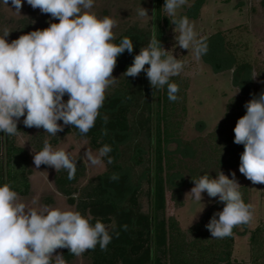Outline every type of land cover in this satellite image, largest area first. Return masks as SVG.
Here are the masks:
<instances>
[{"label": "clouds", "instance_id": "9594fccd", "mask_svg": "<svg viewBox=\"0 0 264 264\" xmlns=\"http://www.w3.org/2000/svg\"><path fill=\"white\" fill-rule=\"evenodd\" d=\"M9 3L20 13L24 0H0V5L9 7ZM26 3L59 22L20 35L10 43L6 40L10 31L3 29L0 134L16 135L22 117L24 126L42 128L52 136H57L67 125L87 134L95 125L106 89L116 83L112 73L117 57L126 50L132 54L133 41L123 37L119 43L114 42L115 21L109 16L98 18L90 11L95 0H26ZM186 3L187 0H164L162 8L167 17H172L177 46L191 49L199 59L207 53L206 43L198 38L186 16L177 17L178 9ZM137 16L143 19L149 15L140 6ZM167 53L160 40L152 38L123 74L136 77L143 72L152 88L159 90L166 86L167 98L174 102L178 99L179 86L170 79L183 71L184 64ZM256 76L253 71L250 79ZM244 107L246 113L233 129L234 143L244 147L239 172L254 185L264 184V91L253 95ZM104 134L107 135L106 129ZM111 151L105 144L95 154L88 149L84 158L89 166L102 167L105 158L107 164L113 162ZM33 163L36 168L46 165L56 172L63 169L69 180L75 178L76 160L64 149L54 150L47 141L42 150L34 153ZM231 177L221 171L215 178L204 173L191 178L194 187L186 194L202 203V194L206 193L223 203L222 211L215 212L205 225L216 239L232 236L234 227L249 224L253 217L252 206L244 202L235 172H231ZM110 179L118 180L119 176L113 173ZM37 204L38 197L27 204L9 184H0V264H52L53 257L56 264H64L62 255L53 256L57 249L66 248L77 257L97 245L101 251L107 250L115 223L106 225L96 220L93 224L91 217L79 211L37 207Z\"/></svg>", "mask_w": 264, "mask_h": 264}, {"label": "trees", "instance_id": "16d2710c", "mask_svg": "<svg viewBox=\"0 0 264 264\" xmlns=\"http://www.w3.org/2000/svg\"><path fill=\"white\" fill-rule=\"evenodd\" d=\"M262 4L264 6V0ZM163 5L164 0H156V39L161 45L166 28L170 26ZM28 21H21L25 30L31 25ZM123 37L130 38L134 44L132 54L126 50L117 57L116 65L125 72L133 63L134 56L146 47L149 37L141 31L130 30L117 38L115 43ZM224 39L221 38L220 44L226 48ZM228 50L237 71L252 69L249 61L239 62L236 53L230 48ZM170 82L179 86L178 99L174 102L168 100L166 86L159 90L152 88L143 72L136 77H125L114 92L105 97L95 125L87 134H81L71 125L63 128L62 135L75 133L89 139L95 149L105 144L112 148L109 156L113 162L108 164L109 169L81 188L78 183L87 169L81 158L75 159L74 179L69 180L63 169L55 175L59 191L76 204V211L91 217L93 224L96 220L106 225L115 223L113 239L106 251H101L99 245L86 251L91 264H264V225L258 226L251 234L249 262L233 259L235 237L242 232L241 227L248 224L234 227L230 237L216 239L211 236L205 225L215 212L222 211L224 205L218 200L188 231L181 228L175 217H167L168 194L177 201L183 194V186L194 185L191 178H199L204 173H210L215 178L221 170L239 166L244 147L234 143L233 129L237 120L246 113H235V103L228 105L223 121L209 135L208 143L200 138L186 140L182 130L187 115L188 82L180 76L172 77ZM154 92L157 94L155 105L144 101ZM258 92H243L246 102ZM138 108L142 109L141 116H137ZM145 111L149 113L144 114ZM17 128L21 130L18 125ZM105 129L107 135L104 134ZM145 133L149 142L147 149L141 144ZM1 135L5 137V134ZM7 138L6 161L3 158L0 160V184L7 183L20 195H27L31 189L29 153L25 147L15 144L11 136L7 135ZM59 140V137H54L47 142L52 146ZM44 142L37 145L38 151L42 150ZM147 154L149 157H146ZM186 159H196L201 163L190 165ZM146 162L147 167L139 173L137 167ZM113 173L118 174V180L110 179ZM145 183H148L150 202L148 213L140 207ZM240 191L244 202L250 204L249 188L241 185ZM63 256L66 260L74 257L66 248L63 249Z\"/></svg>", "mask_w": 264, "mask_h": 264}, {"label": "rangeland", "instance_id": "374dc122", "mask_svg": "<svg viewBox=\"0 0 264 264\" xmlns=\"http://www.w3.org/2000/svg\"><path fill=\"white\" fill-rule=\"evenodd\" d=\"M197 4H199L198 9H196ZM140 6L147 10L148 17L142 19L137 16V9ZM9 7L0 5V35H3V29L7 28L10 34L6 40L9 43L20 35L27 34L30 29L43 30L49 27L50 23L59 22L58 19H52L50 14L41 13L38 8L33 9L26 0L22 4L20 13L15 12L10 3ZM155 8L156 0H95L94 7L90 11L94 12L98 18L109 16L115 21L114 42L130 30L148 34L150 42L152 38H156ZM185 14L194 25L198 38L206 43L207 53L197 59L191 49L188 51L177 46L172 17H169L170 26L166 28L162 47L168 51V55L173 54L184 64L183 71L178 75L188 82L187 115L182 130L183 138L186 140L200 138L208 143L209 135L223 121L228 105L235 103V113L246 112L244 105L247 99L243 92L264 91V6L262 0H187V3L178 9L177 17L185 16ZM24 19L31 23L28 30L23 29L21 21ZM222 37H225L226 48L220 44ZM149 42L145 45L146 47ZM228 48L236 53L239 62L249 61L252 69L245 72L237 71L236 65L231 62ZM145 66L148 67V65ZM253 71L257 76L255 79H250ZM123 73L124 71L117 65L114 67L112 76L116 78V83L106 89L105 97L114 92L115 87L126 77ZM63 99L66 101L68 96L65 95ZM144 101L155 105L156 92L146 97ZM141 110L138 108L137 116H141ZM145 113L149 112L145 111ZM22 120L23 117L17 124L21 130L19 129L17 134L11 137L15 144L25 147L29 153L31 189L27 195L19 193L18 195L27 204H31L32 199L38 197L37 207H60L76 211V204L63 195L55 183L56 170L46 165H41L39 168L34 165L33 155L39 152L37 145L59 137V142L51 146L54 150L64 149L72 159L81 158L85 162L86 174L80 179L79 188L109 169L106 159L104 166L91 167L84 158L85 152L89 149L95 154L98 149L90 145L89 139L79 137L75 133L62 135V131L58 132L57 136H52L42 128L24 126ZM146 136V133L143 134L141 140L145 149L149 146ZM8 139L5 134L4 161H6ZM148 154L146 157H149ZM186 160L190 165L201 163L196 159ZM147 165L148 162L137 167L138 172L141 173ZM221 172L228 175L230 179L231 172H235L238 183L249 188V202L253 217L246 227H241L242 232L236 235L233 251V259L249 262L251 261V234L258 226L264 225V184H252L239 172V166L225 168ZM192 187L194 185L183 186V194L177 201L172 200L168 194L166 215L175 217L184 231H188L198 223L207 209L218 200V198H209L206 193H203L202 203L195 202L186 195ZM77 196L78 193L75 194V197ZM140 207L143 212L148 213L150 207L148 183L144 184L143 193L140 196ZM63 249H57L53 256L62 255L64 264H91L86 251L81 256L74 255L70 261H67L63 256ZM52 264H56V257L52 258Z\"/></svg>", "mask_w": 264, "mask_h": 264}, {"label": "built area", "instance_id": "2783aa9c", "mask_svg": "<svg viewBox=\"0 0 264 264\" xmlns=\"http://www.w3.org/2000/svg\"><path fill=\"white\" fill-rule=\"evenodd\" d=\"M4 137L1 135L0 137V160L3 158L4 155Z\"/></svg>", "mask_w": 264, "mask_h": 264}, {"label": "crops", "instance_id": "0c3cea01", "mask_svg": "<svg viewBox=\"0 0 264 264\" xmlns=\"http://www.w3.org/2000/svg\"><path fill=\"white\" fill-rule=\"evenodd\" d=\"M67 261H70V260H67Z\"/></svg>", "mask_w": 264, "mask_h": 264}]
</instances>
